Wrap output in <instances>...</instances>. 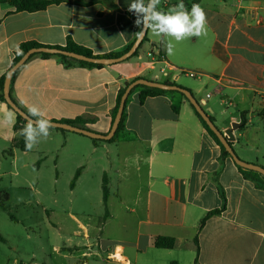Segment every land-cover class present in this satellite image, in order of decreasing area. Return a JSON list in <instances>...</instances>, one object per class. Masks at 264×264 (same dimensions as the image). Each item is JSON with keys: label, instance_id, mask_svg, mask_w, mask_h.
Instances as JSON below:
<instances>
[{"label": "crops", "instance_id": "crops-1", "mask_svg": "<svg viewBox=\"0 0 264 264\" xmlns=\"http://www.w3.org/2000/svg\"><path fill=\"white\" fill-rule=\"evenodd\" d=\"M179 2L161 0L158 7L167 11ZM183 2L190 11L195 0ZM130 3L65 0L41 11L17 12L8 0H0V78L25 42L57 47L71 37L94 55L125 50L139 31L134 14L127 10ZM197 4L206 13L207 34L176 43L172 55L150 31L138 56L101 68L66 65L57 56L35 54L13 77L11 97L27 113L37 105L51 121L84 118L88 122L80 127L107 134L118 93L127 82L137 77L175 82L192 91L222 132L241 123L245 113L247 126L234 131L233 148L240 158L242 153L249 163L264 167V116L259 114L264 108V0ZM168 65L165 77L160 71ZM182 71L196 72L199 78L191 80ZM16 122L17 113L0 99V159L9 160L12 167L0 164V185L5 175L12 179L27 168V161L19 163L18 157L31 151L13 146ZM40 143V160L33 167L41 169L52 159L54 184L61 175V161L73 163L75 173L80 170L69 189L81 212L67 211L65 220L57 219L56 211L43 205L37 222L39 231L46 233L41 244L47 249L40 257L32 252L14 258L12 251L1 248L2 238L8 231L17 232L23 220L11 209V216L3 214L0 207V264H88L92 259L105 264H264V188L246 179L232 157L221 156V147L181 94L149 97L141 103L139 92L134 93L126 104L124 129L114 141L94 142L79 133L52 129ZM91 168L100 175L97 189L102 190L106 178L110 191L108 214L104 218V210L95 220L83 207L93 187ZM31 185L29 179L18 184L21 190ZM2 192L11 200L0 186ZM99 202L103 204V193ZM223 206V212L199 230L206 214ZM65 221L73 225L74 240L64 239ZM161 236L175 238L177 246L156 248Z\"/></svg>", "mask_w": 264, "mask_h": 264}, {"label": "rangeland", "instance_id": "rangeland-1", "mask_svg": "<svg viewBox=\"0 0 264 264\" xmlns=\"http://www.w3.org/2000/svg\"><path fill=\"white\" fill-rule=\"evenodd\" d=\"M184 75V74H183ZM199 76V75H198ZM191 78V80L198 79ZM205 94V92L203 93ZM197 98H200V94H197ZM216 125V124H215ZM217 126V125H216ZM59 130V129H54ZM67 131V130H66ZM42 143H39L27 156L19 155V163H24L27 161V168L21 176L14 177L12 179L9 175L4 176V181L1 183V187L8 191L11 194V200L7 203L10 206L8 214L11 211L17 215L23 222H18L17 225L18 231L11 233L8 231L3 235L1 248L6 249L8 252H13V257L16 258L18 254L30 255L32 252H38L39 257L41 256L42 250L47 249V245L44 243V246L41 244V240L46 241V233H41L39 230L41 228L40 223L37 220H41L43 216V205L50 206L56 211L57 219L61 218L66 219L65 213L72 212L77 214L81 212L78 202H75L73 196L70 195V183L74 177L75 170L73 169V163L69 161H61L60 164V177L56 184L54 181L56 169L53 167V160L49 159L41 169L33 167L36 166V163L40 160L39 150L42 147ZM240 151V148H237ZM237 154V153H236ZM243 161H247L246 155L240 153ZM25 159V160H24ZM24 160V162H23ZM32 162V163H31ZM9 163V160L0 159V164L5 169L12 168ZM42 164V163H41ZM89 180L93 184L92 191L90 193V199L84 207L85 212L89 215L91 220H95L98 216L104 213V206L99 202V197L102 196V190L97 189L98 181L100 180V175L98 172L92 171V168L89 170ZM29 179L33 182L28 189H19V181ZM3 193V192H2ZM72 199V200H71ZM25 202V203H23ZM11 209V211H10ZM4 214V210H1ZM66 222V221H65ZM73 225L66 222L64 225L62 234L64 239L74 240L70 237L72 233ZM135 230H131L130 234H134ZM3 233V231H2ZM116 233V232H115ZM53 239L51 238V244ZM78 260V259H77ZM105 261L100 259H92L88 264H105Z\"/></svg>", "mask_w": 264, "mask_h": 264}, {"label": "trees", "instance_id": "trees-1", "mask_svg": "<svg viewBox=\"0 0 264 264\" xmlns=\"http://www.w3.org/2000/svg\"><path fill=\"white\" fill-rule=\"evenodd\" d=\"M64 1L65 0H8V2L15 7V10L17 12L41 11V10H45L47 7H49V6L53 5V4H60L61 2H64ZM199 2H200V0H195V4H197ZM131 17L136 19V17L134 15H131ZM147 40H148V34L144 38L143 42L140 44V47L138 48V50L136 51L134 56H138L139 55L140 48L142 47V45ZM132 45L133 44L129 45L125 50H123L121 52L111 53V54H107V55H94L93 52L89 48L76 44L71 39V37H68L65 46H57L56 48L67 50V51H71V52H76V53H79V54H82V55H86V56H89V57H92V56H96V57H118V56L124 54L125 52H127L131 48ZM36 47H49V46H45V45H42L40 43L33 42V41L25 42V43L20 44L19 51H17L15 53V57H14L12 66L19 61V59L23 56V54L25 52H27L28 50H30L32 48H36ZM39 54L43 58H49V57H52V56H57L66 65L80 64V65L89 66V67H97V68L104 67V65H101V64H93V63H88V62H84V61H77V60H74V59H70V58H68V57H66L64 55H52V54H48V53H39ZM33 56H35V55H32L30 57V59ZM17 72H18V70L13 74V77H15ZM5 78H6V75H4L2 78H0V99L3 100V101H6V99L4 97V94H3V87H4ZM137 78H141V77H137ZM137 78H135V79H137ZM131 82H127L125 84V87H122L120 89L119 93H118L116 106H115V108L113 109V112H112V120L113 121H114V119L116 117V114H117V111H118V107H119V104H120V101H121V97H122L123 93L125 92L126 87ZM166 83H172V82H166ZM172 84L178 85L175 82H173ZM179 87H181L183 89H187V88L182 87V86H179ZM187 90H189V89H187ZM136 92H139V100H140L141 103H144L145 100L147 98H149V97L165 96V95L173 94V93H179V94H181L182 96H184L186 98V96L183 93H181L180 91H167V90L160 89V88H151V87L142 86V85L136 86L132 90V92L130 93L129 97H131ZM128 99H127V101H128ZM13 102L16 103L14 100H13ZM126 104H127V102H126ZM192 107H193L196 115L201 120L203 126L206 128V130L209 132V134L215 139L217 144L221 147V156L222 157H231V155L227 152V150L224 148V146L220 142L219 138L209 128V126L203 120L201 115L197 112L195 107L193 105H192ZM259 114L261 116H264V108L259 112ZM210 118H211L212 121L215 122V119H214V117L212 115H210ZM125 120H126V106H125V110L123 112L122 119H121V121L119 123L118 130H117L116 134L109 141H114L117 138L119 132L124 129ZM60 122H64V123H68V124H71V125L79 126V125L86 124L88 121L86 119H84V118H77L75 120H62ZM26 123H27V121L23 117H21L20 115L17 114V122H16L14 128H15V131L18 133V136L14 140L13 146H14V148L20 149L22 151H28V150L25 149L24 137L21 135V129L26 125ZM247 123H248V121H247V118H246V114L242 113L241 114V127H240V129L245 128L247 126ZM52 129H55V128H51L50 130H52ZM56 129H59L61 131H66V130L60 129V128H56ZM93 141L94 142H98V141H101V140L93 139ZM232 145H233V143H232ZM238 167H239V169L241 170L243 176L246 179L253 181L257 187L264 188V176L262 174H260V173H258L256 171H253V170L242 168L240 166H238ZM79 175H80V170H78L76 172V174L74 175V177H73V179H72V181L70 183L71 187H74V185L76 183V180L79 177ZM102 193H103V205H104V210H105L104 218H105L106 215L108 214V199H109V195H110V191H109V188H108V181L106 180V178H104V180H103ZM8 202H9V195L6 194V193H0V207L4 211H7V212L9 211V207L7 206ZM224 209H225V207L223 206L220 209H215V210H212L209 213H207L206 216L202 219V221L200 223L199 230L204 226L206 220H208L211 216L220 215L223 212ZM194 244H195L197 253H199L200 247H199L198 235H196V237L194 238ZM176 246H177V240L175 238H172V237L161 236V237H158L156 239V241H155V247L159 248V249H174Z\"/></svg>", "mask_w": 264, "mask_h": 264}, {"label": "clouds", "instance_id": "clouds-1", "mask_svg": "<svg viewBox=\"0 0 264 264\" xmlns=\"http://www.w3.org/2000/svg\"><path fill=\"white\" fill-rule=\"evenodd\" d=\"M160 4L161 0H131L127 10L136 17L134 23L139 28L135 33L137 38L142 39L150 31L153 36L161 39L166 53L172 55L176 43L207 34L206 13L199 4L194 3L190 11L183 0L167 11L160 10ZM6 118L11 122V114ZM52 127L54 125L51 120L39 106H30L27 123L21 129L25 149L31 151L41 139L46 140Z\"/></svg>", "mask_w": 264, "mask_h": 264}, {"label": "water", "instance_id": "water-1", "mask_svg": "<svg viewBox=\"0 0 264 264\" xmlns=\"http://www.w3.org/2000/svg\"><path fill=\"white\" fill-rule=\"evenodd\" d=\"M148 34V33H147ZM145 34L142 39L137 38L131 48L125 52L124 54L118 56V57H96V56H86L82 55L76 52H71L63 49H59L56 47H36L28 50L23 54V56L19 59V61L14 64L7 72L6 78L4 81V87H3V94L6 99V102L14 109V111L23 117L26 121L28 120V113H26L23 109H21L16 103L13 102V99L11 97L10 93V87H11V82L13 79V74L19 70L29 59L32 55L39 54V53H48L52 55H64L70 59H74L77 61H84L88 63H93V64H101V65H113L117 63H121L123 61H126L130 59L131 57L134 56L138 48L140 47V44L143 42L144 38L146 37ZM147 86L151 88H160L164 89L167 91H180L183 93L186 98L190 101V103L195 107L197 112L201 115L203 120L207 123L209 128L216 134V136L219 138L220 142L224 146V148L227 150V152L231 155L232 159L234 162L245 169L253 170L256 171L264 176V167L249 163L246 161H243L242 159L239 158V156L236 154L232 143L235 141V135L234 131L238 130L241 127V123H236L234 122L232 124V127L230 129L225 130V132H222L216 125L215 122L211 120L210 115L208 111H206L203 108V104L200 103L196 97L193 95L192 91L183 89L179 87L178 85H174L172 83H166V82H161L157 80H150L147 78H137L133 80L125 89V92L123 93L121 97V101L118 107V111L116 114V117L112 123L111 129L107 134H100L97 132H93L91 130H88L83 127L71 125L68 123L60 122V121H51L54 127L52 128H60L64 129L67 131L79 133L82 135H85L87 137H90L92 139H99V140H110L117 132L119 123L122 119L123 112L125 110L126 102L127 99L130 96V93L136 86ZM34 119V118H33Z\"/></svg>", "mask_w": 264, "mask_h": 264}, {"label": "built area", "instance_id": "built-area-1", "mask_svg": "<svg viewBox=\"0 0 264 264\" xmlns=\"http://www.w3.org/2000/svg\"><path fill=\"white\" fill-rule=\"evenodd\" d=\"M149 56L151 57L152 56V54H149ZM162 58V57H161ZM171 68V66H169L168 65V67L166 68H163L160 72H161V74L163 75V76H165V77H168L169 76V69ZM182 74L184 73V74H186V75H188L189 77H191V78H196V77H198V74L196 73V72H193V71H182L181 72ZM207 97H210V95L208 94L207 95Z\"/></svg>", "mask_w": 264, "mask_h": 264}]
</instances>
